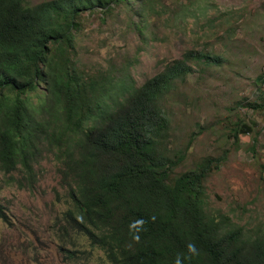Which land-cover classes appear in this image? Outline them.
Segmentation results:
<instances>
[{
	"label": "trees",
	"instance_id": "trees-1",
	"mask_svg": "<svg viewBox=\"0 0 264 264\" xmlns=\"http://www.w3.org/2000/svg\"><path fill=\"white\" fill-rule=\"evenodd\" d=\"M139 1L0 0V175L32 188L35 165L52 154L69 204L58 230L85 238L108 264H264V235L206 209V181L223 156L177 171L183 155L170 146L169 101L195 67L222 58L188 51L140 86L128 61L81 63L83 14L121 9L142 21L143 9L131 7ZM260 90L262 103L240 105L264 108ZM250 132L238 125L233 137Z\"/></svg>",
	"mask_w": 264,
	"mask_h": 264
},
{
	"label": "rangeland",
	"instance_id": "rangeland-1",
	"mask_svg": "<svg viewBox=\"0 0 264 264\" xmlns=\"http://www.w3.org/2000/svg\"><path fill=\"white\" fill-rule=\"evenodd\" d=\"M131 7L143 9L142 21L129 20L121 9L104 18L83 14L76 41L81 63L93 69L113 61L118 69L128 61L140 86L188 51L220 56L219 66L195 67L181 95L169 101L170 146L183 155L177 171L223 156L220 169L206 181L207 211L228 215L249 234L264 235V108L240 105L263 100L264 0H141ZM243 124L251 132L236 141L233 131ZM40 159L32 188L7 183L9 176L0 175L7 219H0V264H71L64 249L75 251L80 264H108L85 238L61 235L67 187L55 157L44 153ZM13 177L18 180V173Z\"/></svg>",
	"mask_w": 264,
	"mask_h": 264
}]
</instances>
